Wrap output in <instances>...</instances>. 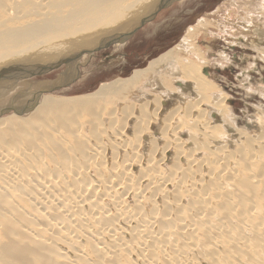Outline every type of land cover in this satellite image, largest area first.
<instances>
[{"label": "bare ground", "instance_id": "bare-ground-1", "mask_svg": "<svg viewBox=\"0 0 264 264\" xmlns=\"http://www.w3.org/2000/svg\"><path fill=\"white\" fill-rule=\"evenodd\" d=\"M157 2L0 0V66L24 60L51 64L66 50H78L106 35L126 30ZM248 5L257 11L256 14L260 10V14L254 17L253 11L245 10L241 14L243 22L240 23L244 24L241 26L243 30L256 24L255 19L264 28V0L250 1ZM209 19L201 17L196 24L190 25L179 42L150 59L145 67L134 69L127 78L101 83L91 93L66 97L46 94L31 109L29 106L36 100V94H33L31 104L25 103L27 100L24 101L22 96L16 97L19 94L8 96L9 89L12 91L25 84V79L17 83L1 82L0 264H247L249 260L251 264L256 257L253 261L249 256L251 259L247 257L246 261L243 254L252 255L255 252L257 264H264V254L260 255L259 251L264 252L261 249L264 248L263 150L253 152L250 146L245 164H241L243 160L235 158L236 155L233 157V151L230 155L225 146H217L216 150L208 153L217 157L215 161H200L195 158L201 151L182 149L176 136V141L171 142L170 139V145L175 148L172 157L168 155L169 148L163 147V144L160 152L163 158L160 154V161L154 157L158 150L153 151V156H142L139 136L145 137L146 129L143 128L146 127L140 128L137 134L139 140L133 143L120 139L123 136L122 128H118V133L112 137L100 130L112 143L109 147L111 150H108L107 146H103L107 145V141L101 145L100 140L92 138V141L90 137L80 135L81 131H63L62 123L58 124V121L51 120L48 126H43L45 119L41 123L38 120L40 113L47 109L51 115L50 110H54L53 114L55 110L72 112L71 108L83 104L82 111H85L84 105L92 103L91 99L98 94L100 96L104 89L119 91L120 88L121 91V86L129 83L138 87V94L141 93L144 98L142 103L153 108L152 111L148 109L152 112L146 118L148 123L165 119L169 124L171 117L183 110L196 116V124L202 130L213 131L210 128L218 127L230 130L229 125L232 124L229 122L236 121V116L226 104L227 94L221 91L220 84L209 78L208 73H201L209 57L193 40V35L209 29L205 26L210 23ZM229 25H225V29L235 30L232 23ZM208 33L213 36L217 34L211 29ZM260 34L263 35L264 31ZM252 47L256 49V58L264 62V45L252 43ZM216 56L219 58H215V61L219 64H222V58H227L219 51ZM74 64L67 66L75 68ZM262 65L261 68L264 67ZM249 66L257 69L256 60ZM248 70L242 71L240 76L251 84ZM69 72L60 78L64 86L69 82ZM251 85H248V90L264 97V86L253 89ZM177 93L187 96L184 98ZM175 96L177 99L184 98L183 106L177 103L171 112L166 113L163 108L167 105L166 100ZM202 105L207 106V110ZM9 109L14 112L6 114ZM26 110V115H20ZM261 110L257 112L259 115H255V121L263 122L264 112ZM212 111L225 119L209 125L207 118L211 119ZM178 116L181 117L180 114ZM178 116L173 117L180 123ZM51 122L59 125L58 128L55 129ZM200 131L195 130L199 138ZM69 134L73 142L67 139ZM236 135H239L240 142L247 133L240 129ZM202 138L209 140L212 137L204 132ZM62 140L71 141L72 144L65 145ZM199 140L202 142V139ZM143 142L146 143L145 140ZM211 142L208 143H215L214 140ZM166 159H172L171 166L165 164ZM257 161H262V164L255 168L254 162ZM208 165L211 168L205 173ZM238 175H241L240 182H247L245 186L241 184L244 188H238ZM204 180L208 182L201 186ZM252 185L260 189L252 190Z\"/></svg>", "mask_w": 264, "mask_h": 264}, {"label": "rangeland", "instance_id": "rangeland-1", "mask_svg": "<svg viewBox=\"0 0 264 264\" xmlns=\"http://www.w3.org/2000/svg\"><path fill=\"white\" fill-rule=\"evenodd\" d=\"M250 1L255 3L257 0H248V1L247 0H171V2L164 9H161L156 14V16H154L153 19L146 22L126 41H124L123 43H118L119 46L117 44H114V45L109 46L106 49H102L94 53L91 56L85 55L83 58H81L78 61L77 63L78 67L72 68V66L69 67V66L63 65L59 67L58 69L50 71L49 73H46L43 75H37L33 77H28L24 80L25 84L23 85L20 84L12 91L9 89L10 94L8 96H11L12 94L13 96H16L19 94L16 97L22 96L21 98H24L25 100L20 98L21 100H24V101L27 100L25 103L28 102V104H31L33 102L32 98H33V94H35V91L43 90V88H47V89L52 88L50 92L43 93L42 95L36 97V100L32 103L33 105L29 106V108H31L32 106L36 105L41 100L42 96L46 94L54 95L55 97H66V96H77L81 94L91 93L95 91L101 83L107 84L117 78H127L134 69L145 67L147 62L150 59L158 56L160 53L171 48L177 42H179L181 37L185 34L186 29L190 25L196 24L197 21L201 17H206V18L209 17L210 18L209 22L211 24L209 23L208 25H205L206 28H209V29L201 31L197 35H193V40L195 39L194 44L197 45L199 49L204 50L209 57L205 60V64L206 63L207 64L206 65L204 64L205 66L203 67V68H206L209 74V78H211L213 81L215 80L216 83L220 84L221 91L227 94V99H225L226 104L229 107L232 114L236 116V121H234L233 123L229 122L232 124V125H229L230 130L224 127H218L216 129L210 128L213 131L211 130L209 131L207 129L202 130L198 126V124H196L197 123L196 116H192L188 112L183 111V110L179 111L180 113L178 112V114H180L181 117L178 116L177 113L173 115L174 117L178 116V118H180L179 119L180 123L183 119H186L182 121L181 124L179 123L178 119L174 118L173 116L171 117L172 119L169 124L167 123V121H165V119L163 120L164 122L161 121L162 119L161 120L155 119L154 122L151 121L154 124H152L151 122L148 123V119L146 118H148V116L151 115L152 112L150 111H152L153 108L152 106H145V104L142 103L144 101L143 100L144 98L142 97V95H140L141 93L138 94V89H137L138 87L129 85V83L123 84L121 86L122 88L121 91L119 88L120 92L118 91V89L116 91L115 89H112V88H109V90L107 88L104 89L102 91L103 93L102 92L100 93L102 96L101 95L99 96L98 94L94 98L91 99L92 103L88 104L87 102L86 104L88 105H84L85 111H82L83 104L82 106L80 105L81 107L77 106V108L75 107L71 108L72 112L69 110L71 113L69 111L67 112V110H60V111L55 110L56 114L55 113L53 114L54 110H50V113H51L50 115L47 109L48 112L46 110H44V112L41 111L43 113L42 114L40 113V115L41 116L43 115V116L41 117L38 115L39 116L38 118H40L38 120L39 121L41 120L39 122L41 123L43 119H45L42 123L43 126H48V124H50L49 121L51 120L52 122L58 121V124L62 123L60 124V126L62 125L63 131L64 129L65 130L68 129V131L70 129V131L72 132L75 130H78L79 132L81 131L82 133H79L80 135H86V137H90L92 141L93 139L100 140L101 145L104 141L105 143L107 141V145H103V146H107L108 150H111V148L109 147L112 144L111 142H109L108 138L115 136L118 133L117 129L122 128L121 131L123 133V136H120V139L122 141H127L128 139L129 143H133V142H138L137 140L141 139L140 144H142V146H140V149H141L142 156L144 154L146 155V157L153 156V151L158 150L154 154V157L156 156L155 158H158L159 160L161 159L160 161H162L163 156L160 152L163 149L162 146L164 144L163 147L166 146L169 148L168 155L172 157L173 151L175 150V148L170 144L171 142L175 140V138L178 137L179 139L178 142L180 143V146L182 145L181 147L182 149L189 151L190 149L194 148L193 150H197V151L199 150L198 152L201 151L200 155L199 153H198V156L196 155V158L194 156L196 160L200 159L201 161L203 159L204 161H208V160L215 161V158L217 157L216 156L213 157L214 156L213 154H208V153L212 150H216L217 146L218 148L225 146V148L228 150V153H230V155H231V152L233 151L232 156L234 157V155H236L235 158H239L240 161L243 160L244 163L241 161V164H245L244 160H246V155L248 156L247 151L251 149V147L252 149H254V150L251 149V151L253 152L262 151V150L264 151V145L262 144L264 142V129H263L264 119H262L263 122H258L259 120L255 121L254 119L255 115H259V113L257 112H259V110H261L262 107L264 108V97L258 94L256 91L251 92L250 90L247 89L248 85H251V84H252L251 87L253 89L259 86H264V67L261 68L264 62L256 58L257 56L255 52L256 49L252 47V43H257L258 45H264V34L263 35L260 34L261 32L264 31V28L262 25L259 24L260 22L257 19H255L254 21L256 22L257 26H255L256 24L250 25L251 28L248 27L249 29H246L247 31L245 29L243 30V28L241 27V26H244V24L243 25L240 24L243 22L241 18V14H243L245 10L250 9L251 11H253L252 13L254 17L255 15L257 16L258 14H260V10H258L259 12L258 14H256L257 11H255L254 8L252 10L249 7L248 3ZM263 13H264V9H263ZM230 23L234 25V28L236 27L235 30L228 28V27H226L225 29V25H228L230 27L229 25ZM210 29L211 31L212 30L215 31V33L217 32L218 35L217 34H215L214 36L211 34L209 35L208 31ZM255 29L258 31V33L255 31ZM235 32L238 34H236ZM244 33H245V37H243ZM232 40H235V41L233 42ZM249 44L252 48L249 46ZM218 51L222 52L225 55V57H227L226 59L224 58V60L222 58L221 60L223 61L222 64H219L218 62L215 61V58H219L216 56ZM254 60H256L257 69L253 70L249 66V63L254 62ZM77 64H74V65L77 66ZM259 69L260 71H258ZM244 70L245 71L248 70L247 71L248 79L249 77H251L250 78L251 84L246 83V81L243 80V77L240 76V73ZM65 72H69L68 76L70 78H69V82H67V84H65L64 86L62 85L63 83L61 82L60 78L62 76L67 75ZM201 73L204 74L202 69H201ZM123 88H125V92ZM244 91H247V92H244ZM130 92L131 94L129 95ZM136 93L138 94V96ZM177 95L182 96V97L184 96V98L187 96L185 94L181 95L180 93H177ZM184 98L181 99V97H178L177 99V96H175L174 98L173 97L168 98L166 100L167 105L163 107L165 109L164 111L166 113H168L169 111L171 112L177 106V103H179L178 105L183 106L182 102L185 101ZM93 99H95L94 102H93ZM138 99L140 102L137 101ZM173 104H176V105L174 106ZM140 107L142 108V111ZM202 107L206 108L207 110V106L202 105ZM136 109H139V110L135 111ZM148 109H150V111H148ZM28 110L22 111L20 115H26ZM88 110L90 113L88 112ZM6 111H7L6 114L14 112L13 109H9ZM57 111L59 112V114L57 113ZM61 111H63L64 114H62ZM261 111L264 112V110H261ZM123 112L127 114H124ZM131 112L133 113L132 115H131ZM135 112L137 114V117H136ZM44 113L46 116L44 115ZM109 113H111L112 116H110ZM57 114L59 117L57 116ZM212 114L210 115L211 119L207 118L209 125L221 123L225 119V118L222 119L221 116L215 115V111H212ZM65 116L66 118H64ZM126 116L127 118L125 119ZM139 116H141L142 118H140ZM204 116L208 117L207 114L205 113H204ZM57 117L58 119L60 118H63V119L58 120ZM113 117L115 120L113 119ZM128 118H129V121H128ZM176 121H177V124L175 125ZM146 122L148 123V126ZM52 124L56 126V127L54 126L55 129H57L58 128L57 126H59L55 122ZM95 124L97 125L95 126ZM102 125L104 127H102ZM177 125H179L180 127ZM193 126L195 130H198V131L201 130L200 132L202 134L201 133L199 134L201 136L200 138L198 137V135L195 134V130H192L194 129L192 128ZM141 127L142 128L146 127V128H143V129H146L144 130L146 135H144L145 137H142V138L138 135L139 136V139H138L137 134H139V130ZM81 128L82 130L84 129L83 130L84 132L81 130ZM167 128L168 130H166ZM133 129H135L134 133H132ZM240 129L244 131V134L247 133V135H244L245 138L243 137L242 141L239 142V139H238L239 135H236V134H237V131ZM100 130L104 131L106 134L108 133L107 135L109 137L106 134H104V136L106 135L105 137L107 140L105 139V137L103 136V133H101L102 131ZM169 131L171 133H169ZM97 132H99L98 133L99 138H98ZM204 132H207L208 134H210L212 138H210L209 140H205L204 138H202L204 136ZM95 133L97 134V136ZM159 134L160 136H158ZM191 134L194 136H191ZM70 136L71 135L69 134V137H67V139H70L73 142V137H70ZM133 137H136L135 140H133ZM197 137L199 139H202V142ZM193 138L195 140H193ZM196 138L199 140V142L198 140H196ZM166 139H168L169 141L167 140L166 142L165 141ZM77 140L80 141L81 139L77 138ZM144 140L146 143L143 142ZM213 140L215 142L213 143L214 145L208 143L211 141L213 142ZM255 140H256V143H255ZM260 140L262 142L260 145H258L257 143H260ZM71 141L65 140L64 142L62 140V142H64L65 145H68L69 143L72 144ZM185 141H188V143ZM250 143L251 145H249ZM220 144L221 145L223 144V145L221 146ZM240 147L242 148V150L240 149ZM205 149L207 150V152ZM197 151L195 154H197ZM202 151L207 158H205L204 155H203L204 157H202ZM160 154L162 158H160ZM238 154L241 156H239ZM145 155L143 156L144 158H146ZM168 155H166V157ZM166 161H165V164H167L168 166L169 165L171 166L172 159H166ZM181 161L182 163H184V159H182ZM261 162L262 161L254 162L256 163L254 167L257 168L258 166H260L262 164ZM71 163H73V161ZM241 164L239 166H243ZM208 166L209 167L205 168V173H207V171H209V168H211L210 167L211 165H208ZM169 176L173 178L172 175H169ZM238 176H236L237 182L239 181L238 185L240 186L242 184L245 186L247 182H245L244 180H241L240 182L241 175L239 177ZM207 182L208 181L204 180L200 184L201 186H203ZM239 186L238 188H244V186L242 187L241 186L239 187ZM250 187H249L250 189L255 190V191L260 189L259 186H256L257 188L256 187L253 188V185ZM261 249H263L264 251V248H261ZM259 251L261 252L260 255L264 254V252L262 253L260 249ZM243 255L245 256L244 259H246V261H248L247 257L249 256L252 257V259L250 257L249 259L253 260L254 257H256L254 260L258 261L256 252L255 254H252L253 256L250 255V253L243 254ZM255 261L251 264L258 263L257 261L256 262ZM260 261L262 262V260ZM249 262L250 260L247 262V264Z\"/></svg>", "mask_w": 264, "mask_h": 264}, {"label": "water", "instance_id": "water-1", "mask_svg": "<svg viewBox=\"0 0 264 264\" xmlns=\"http://www.w3.org/2000/svg\"><path fill=\"white\" fill-rule=\"evenodd\" d=\"M171 0H158V2L152 6L151 10L146 13L145 16L139 18L137 21H134L130 26L125 28L124 31H118L115 33H111L102 37V39L98 41L92 42L89 46L83 45L81 49L78 50H71L68 52L67 50L61 55L55 62L48 64H40L33 62L32 60H24L19 62H12L7 65L0 66V85L1 82L4 81L3 84L9 83H17L26 79L28 77H33L37 75H43L58 69L61 66H67L69 64L78 63V61L84 55H93L94 53L106 49L109 46L117 43H123L126 39L132 36L140 27H142L146 22L150 21L151 19L156 16V14L163 8H165ZM68 52V53H67ZM78 67V64L77 66ZM204 73H208L206 68H202ZM50 90H40L36 91V97L42 95L43 93H48ZM213 115V114H212Z\"/></svg>", "mask_w": 264, "mask_h": 264}]
</instances>
